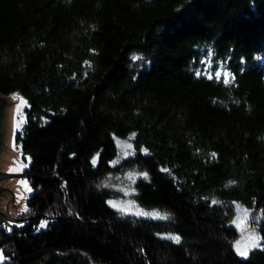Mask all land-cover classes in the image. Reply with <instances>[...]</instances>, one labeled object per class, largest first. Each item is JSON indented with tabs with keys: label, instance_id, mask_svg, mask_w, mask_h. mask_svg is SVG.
I'll return each mask as SVG.
<instances>
[{
	"label": "trees",
	"instance_id": "obj_1",
	"mask_svg": "<svg viewBox=\"0 0 264 264\" xmlns=\"http://www.w3.org/2000/svg\"><path fill=\"white\" fill-rule=\"evenodd\" d=\"M11 95L32 194L1 264H264V0H0ZM126 168L169 220L107 206ZM234 205L261 218L246 259Z\"/></svg>",
	"mask_w": 264,
	"mask_h": 264
},
{
	"label": "rangeland",
	"instance_id": "obj_2",
	"mask_svg": "<svg viewBox=\"0 0 264 264\" xmlns=\"http://www.w3.org/2000/svg\"><path fill=\"white\" fill-rule=\"evenodd\" d=\"M205 66V70L209 69ZM221 68L218 73L221 72ZM23 109L18 112L16 116L17 132L14 136L13 146L15 149L19 148L16 142V135L24 126L25 114ZM117 156L112 163L113 167L121 166L123 159L127 158L131 152V137L126 139H117ZM28 157L20 156L22 163H27ZM27 169H23L20 174H25ZM142 174L136 170L123 169L119 174H111L105 178L100 185V189L106 190L110 196L106 200L107 206L114 212L121 216L133 219L152 220L167 219L168 215L157 210H149L139 206L135 199L134 182ZM1 188L9 191H0V227L11 229L17 225L20 215L27 211V200L32 194L30 180L27 177H13L5 178L1 184ZM244 210V209H243ZM11 219L17 220L12 222ZM261 218L253 211L244 210L237 216L235 220V228L238 231L236 239L231 241L233 252L240 259H246L255 246L260 242V237L255 227V223H260ZM241 253H244L243 255ZM4 261L0 253V264Z\"/></svg>",
	"mask_w": 264,
	"mask_h": 264
},
{
	"label": "water",
	"instance_id": "obj_3",
	"mask_svg": "<svg viewBox=\"0 0 264 264\" xmlns=\"http://www.w3.org/2000/svg\"><path fill=\"white\" fill-rule=\"evenodd\" d=\"M24 106H26V102L16 95L0 97V191H9L1 188L3 180L9 176L30 178L27 174H20L23 169L29 168L30 160L27 159V163H22L20 145L18 149L13 146L14 136L18 130L15 127L14 131V125H17L16 116ZM234 207L236 216L230 224L233 229H235L237 216L242 213V210L236 205ZM11 221L17 220L11 219Z\"/></svg>",
	"mask_w": 264,
	"mask_h": 264
},
{
	"label": "snow or ice",
	"instance_id": "obj_4",
	"mask_svg": "<svg viewBox=\"0 0 264 264\" xmlns=\"http://www.w3.org/2000/svg\"><path fill=\"white\" fill-rule=\"evenodd\" d=\"M219 75H220V74H217L218 77H219ZM225 76H227V74H225ZM224 82H225V83H229V80L226 78ZM17 126H18V125H14V131H15V127H17ZM41 226H42V227L44 226L43 223H42ZM173 239L178 240V237H173ZM241 254L243 255L244 253H241Z\"/></svg>",
	"mask_w": 264,
	"mask_h": 264
}]
</instances>
